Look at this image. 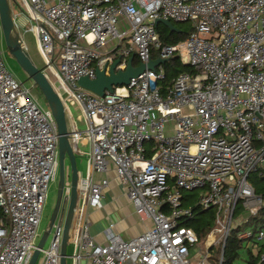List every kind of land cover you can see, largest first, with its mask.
<instances>
[{
  "label": "built area",
  "instance_id": "2783aa9c",
  "mask_svg": "<svg viewBox=\"0 0 264 264\" xmlns=\"http://www.w3.org/2000/svg\"><path fill=\"white\" fill-rule=\"evenodd\" d=\"M23 2L54 88L83 117V130L71 126V142L91 145L88 174L77 185L73 264H213L216 246L224 264L236 229L264 264V226L253 224L264 196L250 180L264 166V0ZM158 18L191 22L194 30L164 44ZM1 38L0 25V264H29L58 173L60 135L51 109L9 70ZM133 54L145 63L178 56L196 72L178 74L164 93V64L103 96L79 85L120 55L116 70H125ZM111 171L150 226L126 239L112 222L100 241L90 231L89 210L103 207ZM70 195L66 180L41 264H61ZM211 208L213 227L199 239L186 224Z\"/></svg>",
  "mask_w": 264,
  "mask_h": 264
},
{
  "label": "water",
  "instance_id": "95a60500",
  "mask_svg": "<svg viewBox=\"0 0 264 264\" xmlns=\"http://www.w3.org/2000/svg\"><path fill=\"white\" fill-rule=\"evenodd\" d=\"M14 0H0V25L2 36L10 53L17 59L18 63L28 73L30 78L40 87L43 92L48 107L53 112L59 129V181L57 198L54 209L52 211L48 229L43 233L34 249L32 258L29 264H36L41 254V249L45 246L48 239L51 227L59 213L62 205L63 192L66 182V160H69L71 174V195L67 208L66 219L64 224V234L61 246V264H67L68 246L72 240V226L74 223L76 209L78 205V190L77 185L80 181V165L79 152L71 142V124L68 109L54 88L51 80L47 77L43 70L39 69L33 62L27 48L24 46V41L21 36L16 16L13 9ZM163 23L173 31H179L176 24L164 18L155 20V24ZM121 55L112 63L107 70V66L97 70V77L90 79L87 76L79 80V85L98 94L105 95L106 91L113 92L115 86L127 85L131 79L140 75L146 68L154 69L159 64H164L169 61L168 58L151 59L149 62H140L135 66L134 55L128 58L127 67L125 70H116L117 65L121 61Z\"/></svg>",
  "mask_w": 264,
  "mask_h": 264
},
{
  "label": "rangeland",
  "instance_id": "374dc122",
  "mask_svg": "<svg viewBox=\"0 0 264 264\" xmlns=\"http://www.w3.org/2000/svg\"><path fill=\"white\" fill-rule=\"evenodd\" d=\"M21 7H23L26 10V6L23 2V0H14L13 1V9L14 12H20L21 11ZM22 30V34H23V40L27 46V50L33 60V62L35 63V65L44 71V73L47 75V77L50 80H54L55 79V75L53 74L52 70H50V68L47 65L46 59L44 58V56L42 55L41 51H40V47H39V43H38V38L37 35L34 31L28 30L25 31V29H21ZM129 41L124 40L122 43V47L127 49L129 48ZM1 49L3 51V56L5 59V62L9 68V70L14 74V76L16 77V79H18L19 81L23 82L25 84L26 87H28L30 89V92L33 96V98L38 102V104H40L43 108H49L48 107V103L47 100L43 94V92L41 91L40 87L30 78V76L28 75V73L22 68V66L18 63L17 59L10 53L9 49L6 46V43L3 39V36L1 38ZM57 62V61H56ZM67 96H64V99L66 100ZM81 126V129L83 130L85 128V125H79V127ZM79 146H81V142H79ZM88 151V147H84L81 146V151ZM85 152L83 154H81V168L80 169V179H84L83 178V174H85V169H86V154ZM263 165L260 166V168H262ZM255 174H257V172H253L250 176V178H252ZM71 174H70V164H69V160H66V180L71 181ZM58 181H59V167H58V173L57 176L55 178L54 181L51 182L50 186H49V190H48V195H47V200L45 202L43 211H42V216H41V222L38 228V237H37V243L40 240L41 236L43 235V233L48 229V224L50 221V217L52 214V211L54 209L55 203H56V198H57V190H58ZM78 208H80L81 206V202H82V193L79 194L78 196ZM214 223V222H213ZM76 229H77V224H75L74 228H73V233H72V242L69 244L68 246V259H67V264H73V259H72V255L74 253V238H75V234H76ZM241 229H244V227H241ZM233 235V233L231 234ZM52 239V234H49L48 239L45 243V248L49 246L50 242ZM243 246V245H242ZM223 252V247L219 248V247H214L213 249V257L211 259V261L213 262V264H220V259H221V255ZM225 254V251H224ZM248 257L247 252L245 253V248L244 246L239 248L238 250V255H236L233 260L232 263L233 264H242L244 262V260H246ZM43 258V254L41 253L38 261L36 264H41ZM225 264V263H224Z\"/></svg>",
  "mask_w": 264,
  "mask_h": 264
},
{
  "label": "crops",
  "instance_id": "0c3cea01",
  "mask_svg": "<svg viewBox=\"0 0 264 264\" xmlns=\"http://www.w3.org/2000/svg\"><path fill=\"white\" fill-rule=\"evenodd\" d=\"M24 11H20L15 13L16 21L21 33V29H25V31L30 30L29 22L27 15ZM23 38V37H22ZM24 41V40H23ZM39 43V42H38ZM112 44V43H110ZM24 46L27 48L25 42ZM111 47V45L109 46ZM70 116V124L80 130L83 124V117L77 113L75 107L67 108ZM81 146L88 147V151H81V146H75V149L79 152V165L81 168V154L85 152L86 156V169L85 174H83V178H85L88 174V156L90 154L91 145L88 139H81ZM103 174H96L95 179H100ZM110 178V186L105 191V194L102 199V208H91L89 210L90 214V231L92 235L100 241H105L106 233L112 222L115 223V231L120 233L124 238L128 239L134 237L138 234H141L145 231V229L150 226L149 222H142L138 215L136 214L133 205L126 197L123 192L122 184L119 182V179L116 176L114 171H111L108 174ZM77 230V229H76ZM82 264H86V261L83 260Z\"/></svg>",
  "mask_w": 264,
  "mask_h": 264
},
{
  "label": "trees",
  "instance_id": "16d2710c",
  "mask_svg": "<svg viewBox=\"0 0 264 264\" xmlns=\"http://www.w3.org/2000/svg\"><path fill=\"white\" fill-rule=\"evenodd\" d=\"M22 11H26L23 7H21ZM176 26L179 28V31H173L168 26L163 23H159L156 25V29L160 35V38L164 44H176L180 41L186 39L189 33L194 30L191 22H174ZM134 55V65L137 66L140 63V60L137 54ZM156 57L157 54L155 53ZM164 68L166 72V78L160 82V86L162 92L164 93L168 86H172L173 79L180 73L187 72L194 74L196 70L193 69L189 64L184 63L180 57L174 56L170 58L169 61L164 63ZM251 183L254 185L256 191L264 196V166L259 169L257 174H255L252 178H250ZM190 196V195H188ZM193 196H196L195 194ZM192 198V197H191ZM190 200V199H189ZM215 216V209L211 208L206 211H199L196 218L187 222L186 225L194 228L199 239H202L206 236V234L212 229L213 222ZM253 224L256 228H260L264 226V209L260 213V215L254 217ZM239 229H236L233 232V235L229 236L227 241V245L225 247V264H233V258L238 255L239 248H245V253L247 252L248 257L242 264H257L258 258L256 255V251L252 247H248L246 240H242L238 237ZM243 245V246H242ZM239 264V263H238Z\"/></svg>",
  "mask_w": 264,
  "mask_h": 264
}]
</instances>
